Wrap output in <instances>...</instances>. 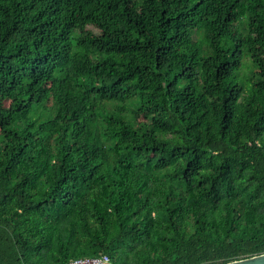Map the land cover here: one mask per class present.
I'll use <instances>...</instances> for the list:
<instances>
[{"label": "trees", "instance_id": "obj_1", "mask_svg": "<svg viewBox=\"0 0 264 264\" xmlns=\"http://www.w3.org/2000/svg\"><path fill=\"white\" fill-rule=\"evenodd\" d=\"M264 254V0H0V264Z\"/></svg>", "mask_w": 264, "mask_h": 264}, {"label": "built area", "instance_id": "obj_2", "mask_svg": "<svg viewBox=\"0 0 264 264\" xmlns=\"http://www.w3.org/2000/svg\"><path fill=\"white\" fill-rule=\"evenodd\" d=\"M69 264H113V262L108 255L102 254L96 257L75 259Z\"/></svg>", "mask_w": 264, "mask_h": 264}, {"label": "water", "instance_id": "obj_3", "mask_svg": "<svg viewBox=\"0 0 264 264\" xmlns=\"http://www.w3.org/2000/svg\"><path fill=\"white\" fill-rule=\"evenodd\" d=\"M226 264H264V254L253 256L246 259L235 260Z\"/></svg>", "mask_w": 264, "mask_h": 264}]
</instances>
